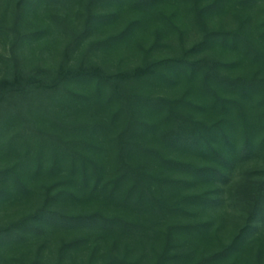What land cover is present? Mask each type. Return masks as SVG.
Returning a JSON list of instances; mask_svg holds the SVG:
<instances>
[{
    "label": "trees",
    "instance_id": "obj_1",
    "mask_svg": "<svg viewBox=\"0 0 264 264\" xmlns=\"http://www.w3.org/2000/svg\"><path fill=\"white\" fill-rule=\"evenodd\" d=\"M9 34L0 206H36L0 226V259L53 230L54 254L7 261L264 264V0H17ZM54 35L57 64L27 68Z\"/></svg>",
    "mask_w": 264,
    "mask_h": 264
},
{
    "label": "rangeland",
    "instance_id": "obj_2",
    "mask_svg": "<svg viewBox=\"0 0 264 264\" xmlns=\"http://www.w3.org/2000/svg\"><path fill=\"white\" fill-rule=\"evenodd\" d=\"M17 0H0V25L8 27L12 23L13 13L15 9ZM59 18H64L63 15L55 16ZM43 14H26L24 19V30L33 31L39 28L40 21L45 22ZM48 22V20H46ZM63 21H66L63 19ZM67 22V21H66ZM107 31L96 33L93 37H104ZM11 35L9 34L6 37L0 36V80L6 75L8 69L7 60L10 57L9 48H10ZM64 45V40L58 35H54L52 38H46L41 40L38 43H33L29 46H26L21 49V58L24 65L27 68H31L35 65H45V66H54L57 64L59 58V52L62 50ZM123 58L124 63L131 62V57L127 53L119 54ZM99 61L105 62L108 65L115 66L119 58L114 53H101L99 54ZM260 165V164H259ZM234 178L239 181L240 175L235 174ZM241 182V181H240ZM240 186V185H239ZM36 204L30 203L28 205H12L7 204L5 206H0V226L6 225L15 219H18L25 213H29L34 210ZM215 219L217 218L218 222H225L224 231L232 234L237 228L238 225L242 223L241 218L243 217V212L240 210V206H232L231 204H226L221 211L217 214H211ZM264 230V229H263ZM68 239L64 232L60 231H46L44 235L32 237L26 241V243L21 247H11L3 251V258L0 259V264H17L15 261H7L6 257H18L22 254L30 256L34 254L39 247L43 246L44 252L47 254L55 253L56 248L59 246L62 240Z\"/></svg>",
    "mask_w": 264,
    "mask_h": 264
}]
</instances>
